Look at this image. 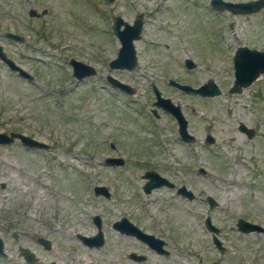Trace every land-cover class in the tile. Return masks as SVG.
<instances>
[{"label":"rangeland","instance_id":"obj_1","mask_svg":"<svg viewBox=\"0 0 264 264\" xmlns=\"http://www.w3.org/2000/svg\"><path fill=\"white\" fill-rule=\"evenodd\" d=\"M208 3L0 0V38L5 30L25 37V47L13 42L6 51L32 74L25 79L0 62V132H26L47 145L0 143V237L6 253L0 264H28L20 247L33 252L34 264H264V233L235 228L238 218L264 227V73L240 91H228L235 48L264 49V7L232 15ZM115 15L128 23L142 18L131 70L108 66L119 46L111 32ZM69 58L91 64L96 73L76 80ZM186 58L195 66L186 69ZM105 75L134 92L119 91ZM168 78L192 86L211 79L220 92L183 93ZM150 83L183 105L192 140L178 139L165 112L149 114ZM240 124L253 128V136ZM109 155L123 164L104 165ZM148 169L195 197L163 185L144 193L142 174ZM95 185L106 186L109 196L95 195ZM207 196L216 205L209 206ZM93 215L101 222L98 247L77 237L96 233ZM121 216L162 238L167 252H151L114 229ZM205 216L218 228L223 250L212 244ZM38 236L50 247L39 244Z\"/></svg>","mask_w":264,"mask_h":264},{"label":"water","instance_id":"obj_2","mask_svg":"<svg viewBox=\"0 0 264 264\" xmlns=\"http://www.w3.org/2000/svg\"><path fill=\"white\" fill-rule=\"evenodd\" d=\"M209 6L211 9L215 11H227L232 15H245L253 13L262 7H264V0H245V1H230V0H209ZM44 11V10H43ZM35 12L33 10H29V14L32 15ZM142 27V18L140 15L134 17V19L128 23L121 18L119 15H115L113 21L111 23V31L112 34L116 37L119 42V46L116 50L115 57L108 61V66L111 69H125L131 70L136 64V55L133 46V40L137 39L140 35ZM8 35L12 37H18L17 34L13 32H8ZM0 58L6 60L4 53L0 51ZM10 67L13 70H17L19 76H25L30 78L29 73H26L22 68L14 65L11 61ZM71 66L72 75L76 80L81 79L83 76L90 75L94 73V69L84 64L74 58H70L68 61ZM184 65L187 68H190L194 65L191 59L186 58L184 60ZM232 67H233V82L229 86V92H238L241 88L249 85L254 79H256L260 74L264 73V50H259L256 48H249L246 45H239L235 48L232 55ZM107 81L110 85L119 87L124 92L129 93V86L114 77L108 75ZM170 84L176 85L179 89H181L185 93H192L195 95H200L204 97L217 95L220 90L218 86L213 82V80H208L197 87L190 86L188 84H180L176 82H172L169 80ZM155 94V104L161 105L165 109H170L174 114L176 122L178 124V133L182 137L184 141H190L194 138L192 134H190L186 129V122L179 111L177 105L172 104L169 98H163L160 96L159 91L153 87ZM239 130L245 132L247 137H252L254 134L253 128H246L244 125H239ZM14 138H17L21 141L23 145L32 148H45L47 145L38 140H34L28 135L12 132L7 135L5 132H0V143H8L12 141ZM208 142L212 141L210 136L206 137ZM107 165H119L122 164L123 160L121 157H106L103 161ZM199 172L204 173L203 168L198 169ZM145 178V182L142 186V190L145 193H148L152 187H158L160 185H168L172 186V184L164 177L160 176L156 171H145L143 174ZM177 192L181 195H184L187 199L193 198V193L187 189L184 185H180L177 188ZM93 193L95 195H103L108 196L107 188L103 185H95L93 186ZM207 202L209 206L216 205L215 200L207 196ZM92 221L96 226V233L91 236H85L78 234L77 237L81 240L82 244L86 246H95L98 247L103 243V236L100 229V218L98 215L92 216ZM204 228L210 233L211 241L214 246L222 250L223 247L221 245V241L217 238L216 234L218 233V228L213 225L210 221L209 216H205L203 219ZM112 227L114 229L119 230L122 233L130 234L135 236L136 238L144 241L149 246L150 244L156 251L161 252L160 244L162 241L160 239H153V237L146 233L132 222L128 221L124 216L120 217L119 220H115L112 223ZM236 231L241 233L248 232H262L264 233V227L258 223L250 222L243 218H238L235 222ZM36 241L41 244L44 248L50 247V242L47 238L38 236ZM22 256L23 260L28 264H34L37 262L36 256L28 250L26 247H20L19 253ZM6 253L3 250V241L0 237V257L4 258ZM142 258V256L137 257ZM42 264H56L53 261L43 262Z\"/></svg>","mask_w":264,"mask_h":264},{"label":"flooded vegetation","instance_id":"obj_3","mask_svg":"<svg viewBox=\"0 0 264 264\" xmlns=\"http://www.w3.org/2000/svg\"><path fill=\"white\" fill-rule=\"evenodd\" d=\"M8 32H13V31H10V30H5V31H3V32H1V38H0V51L2 52V53H4V56H5V58H6V60H3V59H1L0 58V62L4 65V66H6V68L7 69H9L10 71H13V72H15L17 75H18V72H17V70H13L11 67H10V63L8 62V61H11L14 65H16V66H18V67H20V68H22L26 73H29V75H30V78H28V77H25V76H20V77H23V78H25V79H31L32 78V74L30 73V72H28L25 68H24V65L22 64V63H18V62H16L12 57H10L9 55H8V53H7V51H6V48H7V44H12L13 42H19V43H21L22 45H23V47H25V44H26V42H27V40L25 39V37L24 36H22L21 34H18V33H16V32H13V33H15V34H17V36L18 37H12V36H10V35H8L7 33ZM112 32V31H111ZM26 47H28V46H26ZM118 48V47H117ZM250 48V47H249ZM257 49V48H256ZM259 50H264V49H259ZM115 54H116V52H115ZM21 56H23L24 58L25 57H29L27 54H26V52L24 51V50H21V54H20ZM115 57V56H114ZM70 59V58H69ZM110 60V59H109ZM108 60V61H109ZM185 60V59H184ZM80 62H82V61H80ZM82 63H84V64H87V65H89V66H91L93 69H94V73H96V70H95V68L91 65V64H89V63H86V62H82ZM183 63H184V61H183ZM194 63V62H193ZM195 66V64L192 66V67H194ZM184 67H185V65H184ZM192 67H190V68H192ZM186 69H190V68H187V67H185ZM19 76V75H18ZM107 76L108 75H105V80L107 81ZM116 79V78H115ZM169 80H172V82H176V83H180V84H188V83H186V82H183V81H179V80H175V79H172V78H168L167 79V84L169 85V86H171V87H173V88H175V89H177L178 91H182L181 89H179L176 85H174V84H170V82H169ZM108 82V81H107ZM202 84V83H201ZM201 84H199V85H201ZM188 85H190V84H188ZM199 85H196V86H193V87H197V86H199ZM190 86H192V85H190ZM113 87H115V88H117L119 91H123L122 89H120L119 87H116V86H113ZM153 87H155L158 91H159V93H160V96L161 97H163V98H169L170 99V102H172V104H174V105H177L178 106V108H179V111L181 112V114H182V116H183V118H184V120H185V122H186V129H187V131H188V117H186V114H185V112H184V108H183V105L182 104H180L177 100H172L169 96H166V95H164V94H162L161 92H160V90L154 85V84H152V83H150V86H149V89H150V91H151V96H152V99H151V103H150V105L152 106V107H150L149 106V114H150V112H151V114L153 115V116H158V112H160V111H163V112H165L173 121H174V124H175V127H176V134H177V137H178V139L180 140V141H183V142H186V141H184L183 139H182V137L180 136V134L178 133V124H177V122H176V119H175V117H174V114L172 113V111H170V109H165L163 106H161V105H156L155 104V101H156V98H155V94H154V90H153ZM129 90H130V92H134V88L132 89H130L129 88ZM124 92V91H123ZM129 92V93H130ZM183 92V91H182ZM183 93H185V92H183ZM190 94H192V93H190ZM195 95V94H194ZM199 96V95H198ZM190 111H192V109H190ZM142 113V112H141ZM150 129V128H149ZM12 132H18V133H22V134H25V135H28L29 137H31L32 139H34V140H38V139H36L35 137H33L32 135H29V134H27L26 132H22V131H7V132H5L7 135H9L10 133H12ZM189 132V131H188ZM190 133V132H189ZM190 134H192V133H190ZM193 135V134H192ZM14 139H16V140H18V142L20 143V144H22L21 143V141L19 140V139H17V138H14ZM13 139V140H14ZM12 140V141H13ZM12 141H10V142H12ZM38 141H40V140H38ZM10 142H8V143H10ZM23 145V144H22ZM25 148H32V147H27L26 145H23ZM32 149H34V148H32ZM106 157H118V156H116V155H109V156H105L104 158H106ZM104 158H103V161H104ZM103 164L104 165H106L107 166V164H105L104 162H103ZM123 164V163H122ZM114 165V164H113ZM120 165V164H119ZM109 166V165H108ZM148 170H150V171H154V170H152V169H148ZM148 170H145V171H148ZM144 171V172H145ZM144 172H143V174H144ZM198 172H199V170H198ZM201 173V172H200ZM143 174H142V176H143ZM160 175V174H159ZM160 176H162V175H160ZM163 177V176H162ZM165 178V177H164ZM167 179V178H166ZM168 180V179H167ZM171 184H172V186H168V185H164L163 184V186H166V187H168V188H172L174 191H175V193H177V194H179V195H181L180 193H178L177 192V188L180 186V185H183V184H179V185H175L173 182H171L170 180H168ZM144 182H145V178H144ZM144 184V183H143ZM143 186V185H142ZM160 186H162V185H160ZM160 186H158V187H160ZM106 187V186H105ZM107 188V187H106ZM154 188H157V187H152L151 189H150V191L149 192H151V190H153ZM107 191H108V196H109V190H108V188H107ZM143 191V190H142ZM148 192V193H149ZM192 192V191H191ZM145 193V192H144ZM193 193V192H192ZM181 196H184V195H181ZM185 197V196H184ZM193 197H195V195H194V193H193ZM121 217H123V216H121ZM126 218V217H125ZM120 219V218H119ZM118 219V220H119ZM127 219V218H126ZM128 220V219H127ZM129 221V220H128ZM114 222V221H113ZM204 227V226H203ZM117 230V229H116ZM141 230V229H140ZM119 231V230H118ZM143 231V230H142ZM120 232V231H119ZM144 232H146V231H144ZM120 233H122V232H120ZM146 233H149V232H146ZM125 234V233H124ZM152 237H153V239H160L161 241H162V243L160 244V250H162L161 252H158V251H156V249H154V247H152V245L150 244V246L147 244V243H145L144 241H142V240H140V241H142V242H144L147 246H148V248L150 249V251L151 252H156L157 254H160V253H166L167 251H166V249H165V241L162 239V238H160V237H158V236H155L152 232H150L149 233ZM210 234V233H209ZM130 235V234H129ZM135 237V236H134ZM136 238V237H135ZM210 238H211V236H210ZM138 239V238H137ZM212 242V241H211ZM213 244V243H212ZM214 245V244H213ZM215 247V246H214ZM223 247V246H222ZM216 248V247H215ZM217 249V248H216ZM223 249H224V247H223ZM222 249V250H223ZM219 250V249H218ZM131 255H134V256H137L138 257V255H135V254H131ZM143 257V256H142ZM142 259V258H141Z\"/></svg>","mask_w":264,"mask_h":264}]
</instances>
